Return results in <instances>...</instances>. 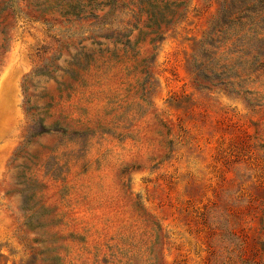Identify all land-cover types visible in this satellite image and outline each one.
<instances>
[{"label":"rangeland","instance_id":"rangeland-1","mask_svg":"<svg viewBox=\"0 0 264 264\" xmlns=\"http://www.w3.org/2000/svg\"><path fill=\"white\" fill-rule=\"evenodd\" d=\"M223 1L151 42L139 0H0V264H264V68L192 75Z\"/></svg>","mask_w":264,"mask_h":264},{"label":"trees","instance_id":"trees-1","mask_svg":"<svg viewBox=\"0 0 264 264\" xmlns=\"http://www.w3.org/2000/svg\"><path fill=\"white\" fill-rule=\"evenodd\" d=\"M190 0H139L141 12L147 16L145 28L160 41L165 33L184 15ZM262 0H224L216 18L192 56L193 81L198 89L213 88L243 96L251 95L245 88L252 76L264 68V9ZM134 29L129 33L132 34ZM223 50V51H222ZM222 51V52H221ZM237 55L241 73L239 91H234L229 65ZM217 65L220 73L209 67ZM210 72V75H209Z\"/></svg>","mask_w":264,"mask_h":264}]
</instances>
